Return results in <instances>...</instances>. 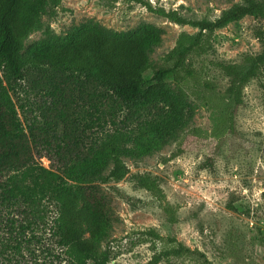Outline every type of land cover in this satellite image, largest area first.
I'll use <instances>...</instances> for the list:
<instances>
[{
	"label": "trees",
	"instance_id": "obj_1",
	"mask_svg": "<svg viewBox=\"0 0 264 264\" xmlns=\"http://www.w3.org/2000/svg\"><path fill=\"white\" fill-rule=\"evenodd\" d=\"M61 1L0 0V264H110L111 251L101 247L112 229V208L102 185L131 174L126 159L151 155L184 131L191 96L200 97L212 86L201 81L192 58L212 49L213 33L246 16L264 20V0H243L213 20L189 19L136 0L197 29L180 33L164 64L149 60L148 49L162 35L151 24L122 33L98 25L75 26L65 35L48 28L25 48L29 33L42 27L41 16ZM257 37L263 43L260 52L217 64L229 77L226 93L235 105L243 103L247 84L264 75V29ZM30 69L43 72L49 100L42 121L32 119L25 127L8 85ZM88 86L103 87L99 94L112 100L103 101V112L93 102L96 92L86 96ZM123 111L125 118L117 119ZM95 123L112 127L88 142ZM42 152L55 170L38 162L36 154ZM131 176L136 187L165 198L157 176ZM51 208L56 215L50 222ZM164 210L169 224L177 222L175 210L169 205ZM147 234L162 239L154 228ZM197 253L171 237L147 264Z\"/></svg>",
	"mask_w": 264,
	"mask_h": 264
},
{
	"label": "rangeland",
	"instance_id": "obj_2",
	"mask_svg": "<svg viewBox=\"0 0 264 264\" xmlns=\"http://www.w3.org/2000/svg\"><path fill=\"white\" fill-rule=\"evenodd\" d=\"M145 1L153 8L175 10L189 19L213 20L243 0ZM41 23L42 27L25 38V48L43 38L48 28L65 35L70 28L83 25L121 33L135 31L143 24L154 25L162 30L160 42L148 49L154 65L168 62L180 33L197 31L136 0H62L41 16ZM261 29L263 19L246 16L214 32L212 49L192 58L201 81L212 86L200 97L191 96L184 131L176 141L151 155L126 159L131 174L120 182L102 185L112 208V229L101 247L111 251L110 264H147L155 249H161L171 237L199 253L159 264H264V75L247 84L243 103L235 105L226 93L229 77L217 65L240 62L246 54L260 52L263 43L257 33ZM42 73L30 69L23 79L8 85L25 127L32 119L42 121L49 100ZM103 91V87L88 86L86 94L96 92L93 102L101 112L103 101L112 102L99 94ZM85 106L89 109L88 104ZM125 114L120 112L117 119H124ZM111 127V123H95L88 129L86 140H96ZM48 155L42 152L36 158L55 170ZM137 173L157 176L165 198L159 200L150 191L136 187L131 175ZM168 205L177 216L173 224L167 222L164 206ZM49 214L51 222L56 215L54 208ZM151 228L162 239L148 235Z\"/></svg>",
	"mask_w": 264,
	"mask_h": 264
}]
</instances>
